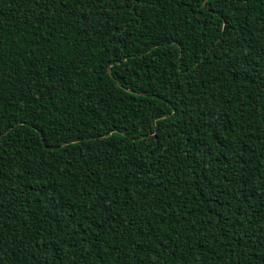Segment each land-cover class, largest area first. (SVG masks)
Returning a JSON list of instances; mask_svg holds the SVG:
<instances>
[{
    "label": "trees",
    "instance_id": "trees-1",
    "mask_svg": "<svg viewBox=\"0 0 264 264\" xmlns=\"http://www.w3.org/2000/svg\"><path fill=\"white\" fill-rule=\"evenodd\" d=\"M0 264H264V0H0Z\"/></svg>",
    "mask_w": 264,
    "mask_h": 264
}]
</instances>
